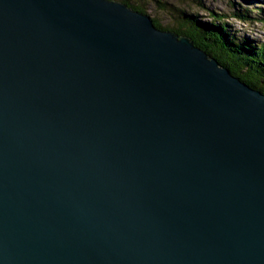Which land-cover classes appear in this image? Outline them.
I'll return each instance as SVG.
<instances>
[{
  "label": "water",
  "instance_id": "95a60500",
  "mask_svg": "<svg viewBox=\"0 0 264 264\" xmlns=\"http://www.w3.org/2000/svg\"><path fill=\"white\" fill-rule=\"evenodd\" d=\"M0 264H264V92L120 0H0Z\"/></svg>",
  "mask_w": 264,
  "mask_h": 264
},
{
  "label": "trees",
  "instance_id": "16d2710c",
  "mask_svg": "<svg viewBox=\"0 0 264 264\" xmlns=\"http://www.w3.org/2000/svg\"><path fill=\"white\" fill-rule=\"evenodd\" d=\"M134 9L147 13L146 9L135 0H120ZM167 7V4L158 1ZM233 18L250 19V9L241 3L233 1ZM178 25L171 27L162 24L156 17H152L156 26L161 29H175L179 33L193 37L197 45L202 46L216 57L222 64L228 66L232 73L239 76L264 92V41L250 39L240 30L234 29L228 21V14L212 13L210 20H202L192 13L176 10ZM150 15V14H149Z\"/></svg>",
  "mask_w": 264,
  "mask_h": 264
},
{
  "label": "rangeland",
  "instance_id": "374dc122",
  "mask_svg": "<svg viewBox=\"0 0 264 264\" xmlns=\"http://www.w3.org/2000/svg\"><path fill=\"white\" fill-rule=\"evenodd\" d=\"M142 5L152 17H156L162 24L168 26L178 25L176 10H183L187 13L197 15L199 19L210 20L211 14H228V21L234 29L240 30L250 39L264 41V0H235L243 7L250 9V19L240 20L233 18L234 0H135ZM167 4L163 7L158 4Z\"/></svg>",
  "mask_w": 264,
  "mask_h": 264
}]
</instances>
